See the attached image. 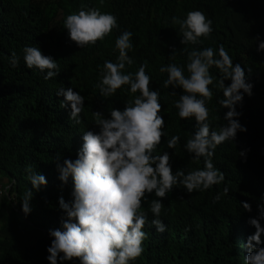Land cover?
I'll return each instance as SVG.
<instances>
[{"label": "trees", "instance_id": "obj_1", "mask_svg": "<svg viewBox=\"0 0 264 264\" xmlns=\"http://www.w3.org/2000/svg\"><path fill=\"white\" fill-rule=\"evenodd\" d=\"M82 7L110 12L118 27L94 45L79 48L69 39L63 21ZM190 10H200L212 20V33L198 45H182L179 26L172 23L173 16L184 19ZM125 30L132 33L133 48L127 54L133 64L124 71L134 73L145 64L149 87L160 92L159 115L168 135L161 137L157 153L169 152L173 171L202 168L203 159L193 161L184 149L196 122L178 117L173 101L182 90L163 87L167 73H161L160 67L184 66V49L223 45L233 63L246 68L253 85L251 97L245 95L236 109L241 113L239 123L247 130L237 132L233 142L218 145L212 157L213 165L225 174L224 182L192 193L177 186L166 194L160 215L164 233L150 223L149 202L159 198L149 195L141 205L148 215L144 251L132 264H244L246 238L255 232L247 221L258 218V206H264V52L256 51L258 41L264 40V0H0V264H48L49 230H62L65 218L58 198L69 202L72 190L71 177L63 185L58 179L57 163L76 159L82 134L96 130L92 112L107 118L112 108L123 110L134 95L122 86L112 96L101 97L95 87L97 65L115 62V39ZM26 46L52 56L59 74L45 80L39 70L27 68L22 58ZM13 51L21 57L15 68L8 60ZM210 73L219 78L215 67ZM216 79L209 86L213 97L207 106L210 124L218 129L226 123L227 109L218 105L223 94L215 86ZM68 87L85 98L79 124L69 118L70 108L60 106L63 96L56 95L58 89ZM173 91L176 95L170 94ZM173 135L180 139L169 149L166 139ZM244 150L245 157H240ZM33 170L43 174L46 186L33 190L32 211L25 216L20 202L31 189L28 177ZM218 192L220 200L213 203ZM241 202H247L251 211H245ZM260 223L264 227V220ZM261 240L264 247V236Z\"/></svg>", "mask_w": 264, "mask_h": 264}, {"label": "clouds", "instance_id": "obj_2", "mask_svg": "<svg viewBox=\"0 0 264 264\" xmlns=\"http://www.w3.org/2000/svg\"><path fill=\"white\" fill-rule=\"evenodd\" d=\"M172 23L179 26L182 45H198L213 31L212 20L200 10H190L184 19L172 17ZM71 41L81 48L94 45L118 27L116 17L110 12L97 8L82 7L67 15L63 21ZM132 33L122 31L115 39L118 56L115 62L105 60L99 69V82L95 85L101 97H109L122 86L132 95L125 102L123 110L112 108L106 118L101 112H92L96 130L82 134V144L77 150L76 159H64L57 163L58 179L62 185L72 180L71 200L58 198L59 208L64 212L61 229L49 230L51 238L47 247L48 264H65L78 260L79 264H132L144 251L143 241L147 233L143 231L148 215L142 209V202L154 194L159 199L149 202L148 211L152 214L151 225L159 233H164L166 225L160 219L163 204L161 200L175 187L182 186L187 193L205 191L225 180V174L212 163L218 145L234 141L237 132L247 129L239 123L241 115L236 109L242 105L245 95L251 97L253 85L245 75L246 68L234 64L223 45L184 49L187 62L184 66L171 63L161 66L159 71L167 73L163 87L179 88L182 94L173 101L181 120L192 118L196 122L184 144L193 161L203 159V167L185 173L182 169L172 170L168 151L157 153L161 137H167L161 110L160 92L149 87L150 76L146 65L141 64L133 73H125V66L133 64L128 52L133 48ZM257 52H264V40L258 41ZM175 50H173L174 54ZM16 52L8 58L15 68L20 60ZM22 58L27 68L37 69L44 79L56 77L60 70L50 55H43L40 48L26 46ZM218 70L216 79L210 69ZM250 71V69H247ZM187 73V74H186ZM216 79V87L222 90L223 99L218 105L226 108V123L217 129L210 124L208 102L213 97L209 87ZM230 83L225 86V81ZM138 93V94H137ZM176 95L175 91L170 93ZM57 96H63L60 106L70 108L69 118L77 124L84 107L85 98L73 91L72 87L60 88ZM180 137L173 135L166 139L169 149L174 148ZM245 157L246 150L238 153ZM31 189L23 193L20 202L22 213L27 216L32 211L30 201L33 190L38 192L46 186L43 174L34 170L28 177ZM227 186L223 194L227 195ZM218 192L213 203L220 200ZM245 211H251L247 202H241ZM258 218H250L247 223L255 232L246 238L247 256L244 264H264V247L261 237L264 227V206H258Z\"/></svg>", "mask_w": 264, "mask_h": 264}]
</instances>
